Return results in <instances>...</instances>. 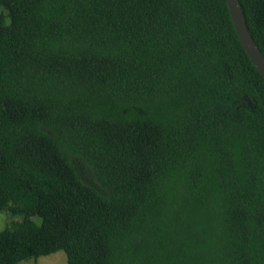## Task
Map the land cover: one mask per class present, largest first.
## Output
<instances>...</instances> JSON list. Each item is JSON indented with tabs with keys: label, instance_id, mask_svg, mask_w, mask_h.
Listing matches in <instances>:
<instances>
[{
	"label": "trees",
	"instance_id": "1",
	"mask_svg": "<svg viewBox=\"0 0 264 264\" xmlns=\"http://www.w3.org/2000/svg\"><path fill=\"white\" fill-rule=\"evenodd\" d=\"M0 211V264H264V80L226 1L0 0Z\"/></svg>",
	"mask_w": 264,
	"mask_h": 264
},
{
	"label": "water",
	"instance_id": "2",
	"mask_svg": "<svg viewBox=\"0 0 264 264\" xmlns=\"http://www.w3.org/2000/svg\"><path fill=\"white\" fill-rule=\"evenodd\" d=\"M231 21L235 32L239 38V41L250 59L251 63L257 69L259 74L264 80V55L259 50L258 46L254 42L250 35L245 23V19L242 14L241 5L239 0H225Z\"/></svg>",
	"mask_w": 264,
	"mask_h": 264
},
{
	"label": "rangeland",
	"instance_id": "3",
	"mask_svg": "<svg viewBox=\"0 0 264 264\" xmlns=\"http://www.w3.org/2000/svg\"><path fill=\"white\" fill-rule=\"evenodd\" d=\"M20 220V216H12L6 211H0V231L4 228L10 227L12 221ZM32 220L39 224L38 217H33ZM20 264H66V255L63 251H56L50 255L41 256L34 259H29L21 262Z\"/></svg>",
	"mask_w": 264,
	"mask_h": 264
}]
</instances>
